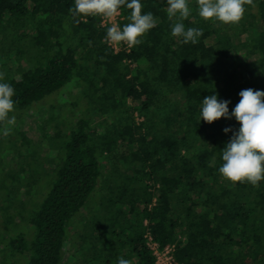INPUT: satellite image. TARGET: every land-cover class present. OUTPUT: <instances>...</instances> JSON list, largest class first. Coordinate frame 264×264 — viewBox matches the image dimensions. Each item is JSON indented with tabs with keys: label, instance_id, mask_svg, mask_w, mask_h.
<instances>
[{
	"label": "trees",
	"instance_id": "trees-1",
	"mask_svg": "<svg viewBox=\"0 0 264 264\" xmlns=\"http://www.w3.org/2000/svg\"><path fill=\"white\" fill-rule=\"evenodd\" d=\"M141 3L157 23L129 48L105 40L100 15L73 17L74 0H0V82L14 89L15 117L0 135L46 115L42 141L0 138V264H64L80 242L86 257L66 264H154L148 235L176 264H264V181L218 172L223 129L239 124L199 122L213 93L231 112L240 91H264V0L235 24L201 18L197 0L183 20L164 0ZM119 12L122 30L130 10ZM176 22L203 35L183 44ZM7 153L21 158L14 169Z\"/></svg>",
	"mask_w": 264,
	"mask_h": 264
},
{
	"label": "clouds",
	"instance_id": "clouds-1",
	"mask_svg": "<svg viewBox=\"0 0 264 264\" xmlns=\"http://www.w3.org/2000/svg\"><path fill=\"white\" fill-rule=\"evenodd\" d=\"M167 4L169 19H187L190 15L188 0H164ZM253 4V0H197L198 14L205 20L222 24L238 23L245 12V5ZM125 7L130 10L127 17L129 23L121 30L118 24L107 29L105 40L110 44L124 42L129 48L139 45L142 37L156 26V19L151 12L142 14L141 0H74V7L69 11L73 17L87 18L101 15L105 18L115 17ZM79 23V20L76 21ZM171 35L180 37L183 44H196L203 35V30L187 28L182 22H176L171 28ZM4 74L0 73V81ZM239 102L229 111L228 100H219L217 94L203 98L199 112V122L211 124L213 121L235 119L239 127L223 129L225 134L232 132L229 142L222 149L221 165L218 172L230 182H248L257 186L264 181V91L251 88L239 92ZM14 89L5 82H0V123L15 124V117H9L14 110ZM9 129L2 134L8 135ZM117 264H130V261L119 258Z\"/></svg>",
	"mask_w": 264,
	"mask_h": 264
},
{
	"label": "rangeland",
	"instance_id": "rangeland-1",
	"mask_svg": "<svg viewBox=\"0 0 264 264\" xmlns=\"http://www.w3.org/2000/svg\"><path fill=\"white\" fill-rule=\"evenodd\" d=\"M45 119H46V115H44V113H41V112L38 113L37 110L36 111H31L29 114H27L25 116V119H24L22 124L15 125L14 127L12 126L13 128H11V126H8L7 129H9V132L12 133V134L14 133V129L17 130V131L28 132L27 135H28L29 139L33 140L34 142H39L40 140L42 141L41 134H40L39 131L35 130V127H36V125L40 124ZM1 136L3 137L5 135H3L1 133L0 138H1ZM40 147H42L43 149L47 148L46 144H42ZM50 151H52V150H50ZM44 153H46V152H44ZM4 161H5V166L4 167L6 169H14L16 163L18 161L19 162L21 161V158L17 157V156H14L12 153H7L6 157L4 158ZM102 169H104V167ZM130 172H131V170L128 173L131 174ZM105 193L107 194L106 191H103L102 193H100V192L96 193L95 192L93 194L95 198L91 197L89 199L90 203L94 204V206H95V204H96L95 201H97L99 198H103L105 196L104 195ZM96 194H97V196H96ZM94 199H95V201H94ZM83 211L85 212V214L86 213L88 214L87 210L82 209L80 215L83 214ZM92 215H94V214H92ZM120 224L123 225L125 223L123 221ZM75 230L76 229L71 228V231H70L71 234L74 235V233H76ZM85 247H86V245L84 243H81V242H80V249H78L77 246H73L71 248V251L69 253H67V258L69 256V259H71V257H72L73 259H76V260H80L81 258H83V260H84V258L86 257V255H84V252H86V251L83 250V249ZM67 258L64 260V264L67 263ZM74 264H76L75 260H74ZM131 264H133L132 261H131Z\"/></svg>",
	"mask_w": 264,
	"mask_h": 264
},
{
	"label": "built area",
	"instance_id": "built-area-1",
	"mask_svg": "<svg viewBox=\"0 0 264 264\" xmlns=\"http://www.w3.org/2000/svg\"><path fill=\"white\" fill-rule=\"evenodd\" d=\"M102 19V24H109L110 26H113L114 24H117L119 17H120V12L113 17V18H105L101 16ZM147 246L150 248V251L152 252V256H154V264H176L174 261V256H173V248H165V249H160L158 244L152 240V238L148 235L147 236Z\"/></svg>",
	"mask_w": 264,
	"mask_h": 264
}]
</instances>
